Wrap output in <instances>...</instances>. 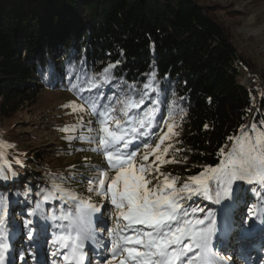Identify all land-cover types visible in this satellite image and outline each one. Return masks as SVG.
<instances>
[{"label": "trees", "instance_id": "16d2710c", "mask_svg": "<svg viewBox=\"0 0 264 264\" xmlns=\"http://www.w3.org/2000/svg\"><path fill=\"white\" fill-rule=\"evenodd\" d=\"M216 9L198 0H0V121L46 89L69 90L91 111L93 102L97 109L111 105L122 117L124 106L118 101L143 95L144 103L130 113L155 107L158 119L178 125L174 133L179 135L170 137L167 154L155 163L164 174L190 177L219 165L242 132L264 131V65L239 49ZM109 65L114 67L105 80L101 74ZM244 75L247 86L240 82ZM12 137L0 123L7 158L1 157L0 176L9 177L0 178V196L7 197V206H0V242L6 235L2 225L15 216L13 210L31 221L28 228L34 226L37 234L72 233L66 217L75 206L63 194L71 190L78 197L85 177L96 172L86 176L70 168L56 178L38 162L37 173L28 171L29 157L12 148ZM170 159L175 162H163ZM169 166L175 171L169 172ZM212 195L204 214L214 218L218 203ZM200 200L187 205L203 208ZM223 206L220 216L232 232L243 224L237 216L247 212L264 226V188L258 185L240 181L238 192Z\"/></svg>", "mask_w": 264, "mask_h": 264}, {"label": "snow or ice", "instance_id": "6c2138e0", "mask_svg": "<svg viewBox=\"0 0 264 264\" xmlns=\"http://www.w3.org/2000/svg\"><path fill=\"white\" fill-rule=\"evenodd\" d=\"M112 67L114 65H109L103 70L101 75L105 80L110 79L109 70ZM148 86L146 84L144 87ZM118 102L124 106L125 120L121 121L112 115L116 109L111 105H104L101 110H98L93 102L92 111L97 116L96 123L100 125L99 133L101 134L96 137H79L81 140L87 139L88 143L96 144V147L91 150L102 153L109 169L115 171V175L109 178L106 175L107 170L95 166L93 170L99 175L88 179L90 187L87 191L95 192L106 200L110 199L111 205L116 210L115 226L107 229L110 236L109 245L99 243V247H105L108 253L101 264H228L230 258L214 250L215 219L212 218L211 213L204 218H197L195 214L204 212V209L198 205H187V201H193L196 197L212 200L213 184L217 189L215 190L216 203H219L221 199L219 189H222L224 196L227 197L233 192V184L237 181L264 188V131L254 142L247 141V146L245 141L237 137L236 142L240 145L239 148L233 147L219 165L205 166L198 175L188 177L191 183L185 182L177 188L175 178L170 179L168 175L160 174L164 175L163 184L149 188L147 185L151 181L146 179L145 174H150L152 165L149 164L146 167L141 164L137 167L134 158L141 144L145 149L149 148L146 130L154 125L159 127V119H164L165 123L167 119L163 117L158 119L159 110L155 107L144 111L143 114L130 115L127 110L138 108L143 104V95L139 100H134L132 95H127ZM109 119L115 121L114 128L107 126ZM91 123L92 121H89V124ZM167 126L168 133L161 137L156 150L178 125L168 124ZM142 129L145 131H141ZM244 135L248 136L247 131ZM232 139L229 137V140ZM3 147V142H0V149ZM167 152L168 148H165L164 153L167 154ZM143 159L148 161V155H144ZM160 160L161 157L157 155L152 164ZM163 162L175 161L170 159ZM157 172H159L158 166ZM16 175V172H12L13 177ZM0 178L9 179L7 175ZM106 181L109 182L106 184ZM97 183V187H92ZM253 190L257 189L254 187ZM61 191L65 190L61 189ZM66 194L75 206V213L70 212L66 218L70 219L69 228L74 230L76 235L72 236L69 231L68 235L60 238L63 246L68 249L63 258L68 261V264H80L84 254V241L96 239L92 217L95 213H101L102 205L96 206L82 197L78 199L71 190H67ZM0 206H7V197L0 196ZM97 220L102 222L100 216H97ZM121 220L126 223H122ZM206 220L207 224H205ZM30 223L31 221H26L25 226L27 227ZM4 247L6 244L0 243V248ZM2 259L3 254L0 253V260Z\"/></svg>", "mask_w": 264, "mask_h": 264}, {"label": "rangeland", "instance_id": "374dc122", "mask_svg": "<svg viewBox=\"0 0 264 264\" xmlns=\"http://www.w3.org/2000/svg\"><path fill=\"white\" fill-rule=\"evenodd\" d=\"M198 1L214 4V6L217 7L216 11L218 14L226 21V24L231 27V32L236 39L239 49L242 50L245 55L251 57L253 61L264 65V0ZM240 82L247 86V75H244ZM19 108L20 109L10 119L2 120L0 123L3 126V131L10 130L13 135L12 148L21 151L25 156L29 157V165L25 166L28 171L32 170L37 173L38 167L35 166V163L38 162L40 165L47 168L44 170L46 173H53L56 178L59 177L60 174L67 175L70 168H73L72 171L74 173L77 172L78 169L81 171L83 170L82 172L87 176L89 171H94L93 167L95 166L107 170L106 175L109 178L115 175V171L109 169L103 154L91 150L96 147V144L88 143L87 139H85L83 140V145L77 146V144L82 141L79 139L81 136H77L78 139L74 140V135L79 134L84 128H88L87 132L82 136L86 138L96 137L101 134L99 133L100 125L96 123L97 116L91 111L90 106L81 102V100L76 98L69 90L46 89L44 92L41 91L36 95L35 102L32 104H23ZM101 109L102 108L98 107V110ZM130 110L132 109L130 108L127 111L130 113ZM112 115L121 121L126 119V117H122L116 111L112 113ZM130 115H133V113H130ZM89 121H92V123L89 124ZM159 124V127L154 125L152 128L146 130L148 132L147 142L149 143V148L145 149L141 144L138 154L134 158L135 166L137 167L141 164L146 167L149 164L152 165L150 174H145L146 179L151 181V183L147 185L149 188L158 184L162 185L164 182V175L166 174L160 169L159 172H157V166L152 164V162L155 161L157 155L161 157V160L156 162L162 161L164 149L169 147V142H171L170 137L172 138L175 134L174 130L173 133L168 134V137L160 144V148L156 150L157 143L161 141L162 136L168 133L167 125L171 123H165L162 119ZM107 126L114 128L115 121L109 119L107 121ZM141 131L145 130L142 129ZM244 133L245 131L241 133L239 138L241 141H245L246 146L247 141L254 142L257 138L261 137L260 132L252 134L247 132V137H245ZM239 146L240 145L235 140V147L239 148ZM37 153L42 156V159L36 158L35 154ZM146 154L148 155V161H144L143 159ZM2 156L3 159H7L4 157V150L0 149V160ZM30 164L32 166H30ZM67 166L68 168H66ZM169 168V172L175 171H173V166H169ZM47 175H49L48 179L53 182L54 177L50 176V174ZM98 175L99 173L96 172V174L92 176L89 174L87 178L85 177V187L81 190L82 194L78 196V199L81 197L83 199L88 197V200H84L96 206L102 205L101 213H95L92 217L96 239L84 241V254L81 257L80 264H101L103 258H106L108 253L105 247H99V243L109 245L110 236L107 229L113 228L116 222V210L115 207L111 205L110 199L106 200L95 192L89 193L87 191L90 187L88 179L95 178ZM167 175L170 177L169 173H167ZM177 177V184L175 183V185L178 187H180L183 182H190L186 175ZM20 181L19 184L22 185L23 181ZM107 182L109 181H106V184ZM12 184L14 185V183ZM61 185L58 183L56 186L58 189L60 188V191L63 189L61 187H64ZM97 186L98 183L92 185V187ZM239 186L240 181L234 182L233 192L229 193L227 197L224 196L223 190L219 189L221 191V199L218 203L217 215L214 217L216 221V234L213 237V244L216 247V245L220 243L222 246L220 248L226 249L225 252L220 254L226 258H230L228 264H264V254L262 252L259 253L257 250L252 252L253 248L251 242H246V249L247 251L249 250L247 253L252 252L249 255V260L252 263L243 254L244 250H246L244 249L245 243L241 244L243 240L254 237L257 233L264 242V227L261 228L260 224L253 216V213L247 212L242 217L237 216V219L241 218V220H243V224L241 226H236V232H232L224 221V218L220 216L221 210L224 209V202L229 201L232 196L238 192ZM213 194L215 196V191H213ZM63 196L67 197V194L64 193ZM200 206L203 207V209H205V207H211L210 200H200ZM13 211L15 216L8 217L4 225H2V228L6 230V235L4 234L0 243L6 244V247L0 248V253L3 254V259L0 260V264H68V261L63 258L68 249L63 246L60 238L69 233L64 234L59 231H48L47 234H45L46 236L40 233L37 234L36 230L33 228L34 226L31 225V228L25 226L27 221L26 218H23L19 212ZM97 216L102 218V222L97 220ZM199 216L204 218V212L197 214V218ZM121 222L126 223L122 220ZM244 224L246 227L243 226ZM9 231L12 232L11 236L8 234ZM71 235L75 236L76 232L73 230ZM250 240L254 241V238ZM229 245L233 247V250L231 249L232 251L227 250ZM235 248L239 249L235 250ZM195 251L196 250H194V252ZM236 253H239V255L241 254L242 258L237 259L239 257H236Z\"/></svg>", "mask_w": 264, "mask_h": 264}, {"label": "bare ground", "instance_id": "6f19581e", "mask_svg": "<svg viewBox=\"0 0 264 264\" xmlns=\"http://www.w3.org/2000/svg\"><path fill=\"white\" fill-rule=\"evenodd\" d=\"M264 237V236H263ZM259 240L262 242V245H263V247H262V249L261 250H257L259 253H263L264 254V242L260 239V237H259Z\"/></svg>", "mask_w": 264, "mask_h": 264}]
</instances>
